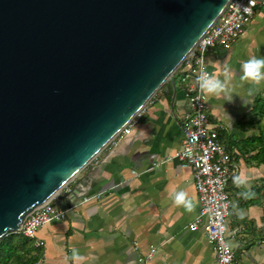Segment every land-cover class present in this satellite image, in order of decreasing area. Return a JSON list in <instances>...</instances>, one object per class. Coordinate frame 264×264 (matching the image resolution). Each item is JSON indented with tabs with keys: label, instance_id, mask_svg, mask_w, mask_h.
Listing matches in <instances>:
<instances>
[{
	"label": "water",
	"instance_id": "obj_1",
	"mask_svg": "<svg viewBox=\"0 0 264 264\" xmlns=\"http://www.w3.org/2000/svg\"><path fill=\"white\" fill-rule=\"evenodd\" d=\"M232 0H0V241L69 184Z\"/></svg>",
	"mask_w": 264,
	"mask_h": 264
},
{
	"label": "crops",
	"instance_id": "obj_2",
	"mask_svg": "<svg viewBox=\"0 0 264 264\" xmlns=\"http://www.w3.org/2000/svg\"><path fill=\"white\" fill-rule=\"evenodd\" d=\"M252 57L264 58V6L231 49L219 45L207 56L211 75L223 79L225 69L232 70V97L207 95V103L212 123L232 147L235 177L246 181L238 187L232 179L228 187L234 207L227 238L238 264H264V164L253 160L255 148L247 151L250 140L264 133V110L255 111L264 83L249 94L239 80L241 64ZM189 70L186 65L178 72L176 87L165 83L136 117L131 133L119 136L69 183L73 207L67 217L37 232L36 241H43L38 264H140L139 257L153 250L152 264H218L204 230L189 228L200 210L193 169L168 159L183 144L187 86L195 77L179 76ZM180 191L192 201L191 211L174 203ZM99 192V198L82 203ZM73 250L82 259H73Z\"/></svg>",
	"mask_w": 264,
	"mask_h": 264
},
{
	"label": "built area",
	"instance_id": "obj_3",
	"mask_svg": "<svg viewBox=\"0 0 264 264\" xmlns=\"http://www.w3.org/2000/svg\"><path fill=\"white\" fill-rule=\"evenodd\" d=\"M263 6L264 0H232L185 60L184 63L190 67V70L186 71L185 75L179 76L184 80L185 77L193 75L195 82L187 86L190 110L183 123L182 147L168 159H178L183 165L193 169L200 210L189 224V228L204 230L209 243L214 246L218 264H238L235 251L227 238L228 220L234 205L228 184L237 166L235 157L220 137L218 125L212 123L207 95L200 92L197 77L203 72L211 74L207 59L209 50L218 45L227 50L231 49L245 34L246 27L254 19L257 9ZM136 117L128 123L119 136L131 133ZM72 192L69 184L63 188V193ZM101 194L102 192H99L86 196L82 203L97 199ZM72 207V204L63 206L55 199L48 201L27 216L21 232L29 238L36 239L41 227L51 221L65 219ZM42 244L43 241H37L38 246ZM154 252L153 250L141 255L138 259L139 263L152 264Z\"/></svg>",
	"mask_w": 264,
	"mask_h": 264
},
{
	"label": "clouds",
	"instance_id": "obj_4",
	"mask_svg": "<svg viewBox=\"0 0 264 264\" xmlns=\"http://www.w3.org/2000/svg\"><path fill=\"white\" fill-rule=\"evenodd\" d=\"M230 68H226L223 74V79L217 78L208 72H203L197 77L198 87L201 93L213 97L231 98L233 95V84ZM239 80L243 84L249 86V94L254 92L258 86L264 83V58L252 57L244 61L240 66ZM232 100L229 99V102ZM234 183L240 187L246 184L243 175L234 177ZM245 197L250 196V193H242ZM174 203L177 206H184L189 211L192 210L193 204L187 198V194L183 191L177 192L174 195ZM73 259L80 260L77 250H73Z\"/></svg>",
	"mask_w": 264,
	"mask_h": 264
},
{
	"label": "trees",
	"instance_id": "obj_5",
	"mask_svg": "<svg viewBox=\"0 0 264 264\" xmlns=\"http://www.w3.org/2000/svg\"><path fill=\"white\" fill-rule=\"evenodd\" d=\"M259 9H257V11ZM185 66L186 64L183 63V65L179 69V72L182 71ZM260 98L256 101L255 104L256 112H262L264 110V98ZM250 141V144H252L253 146H250L247 151L251 152L252 150H254L253 148H255V150H257V153L256 155L252 156L253 160L257 161L258 163L264 164V133L261 136L251 139ZM227 148L233 154L232 147L227 145ZM234 177L235 173L231 176L229 184L231 180L234 179ZM42 257V246H38L36 239L27 237L21 231L10 233L0 241V264H38L41 261Z\"/></svg>",
	"mask_w": 264,
	"mask_h": 264
},
{
	"label": "rangeland",
	"instance_id": "obj_6",
	"mask_svg": "<svg viewBox=\"0 0 264 264\" xmlns=\"http://www.w3.org/2000/svg\"><path fill=\"white\" fill-rule=\"evenodd\" d=\"M231 245V244H230Z\"/></svg>",
	"mask_w": 264,
	"mask_h": 264
}]
</instances>
